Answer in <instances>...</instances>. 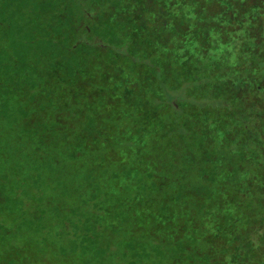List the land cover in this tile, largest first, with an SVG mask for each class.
I'll return each instance as SVG.
<instances>
[{
    "label": "trees",
    "instance_id": "1",
    "mask_svg": "<svg viewBox=\"0 0 264 264\" xmlns=\"http://www.w3.org/2000/svg\"><path fill=\"white\" fill-rule=\"evenodd\" d=\"M0 264H264V0H0Z\"/></svg>",
    "mask_w": 264,
    "mask_h": 264
}]
</instances>
